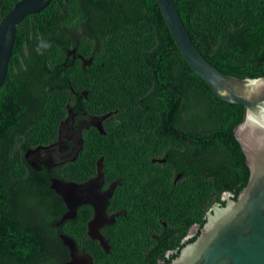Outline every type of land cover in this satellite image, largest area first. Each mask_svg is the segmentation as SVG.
<instances>
[{
    "label": "trees",
    "instance_id": "16d2710c",
    "mask_svg": "<svg viewBox=\"0 0 264 264\" xmlns=\"http://www.w3.org/2000/svg\"><path fill=\"white\" fill-rule=\"evenodd\" d=\"M19 1L0 0V22ZM173 1L211 64L242 79L264 76V0ZM72 48L92 64H71ZM70 109L113 115L107 134L86 133L77 160L55 176L86 182L104 157L107 181L124 182L140 154L145 161L166 156L167 167L183 174L177 185L172 168L168 177L153 178L146 200L140 198L146 205L131 206L107 228L109 253L87 235L92 209L82 206L52 234L51 255L46 231L61 220L65 203L50 188V175L24 160L28 149L56 140ZM243 114L242 105L218 99L190 68L156 0H53L20 24L0 90V264L68 262L60 233L94 264H170L198 238L209 211L227 204L222 194L236 200L247 185L249 169L233 133ZM116 166L121 170L114 173ZM194 225L198 234L183 245ZM170 251L176 252L167 257Z\"/></svg>",
    "mask_w": 264,
    "mask_h": 264
},
{
    "label": "water",
    "instance_id": "95a60500",
    "mask_svg": "<svg viewBox=\"0 0 264 264\" xmlns=\"http://www.w3.org/2000/svg\"><path fill=\"white\" fill-rule=\"evenodd\" d=\"M52 1L20 0L1 20L0 90L8 75L20 24L28 16L41 13ZM156 1L180 53L194 73L212 88L218 99L244 107L243 119L234 128L233 133L249 169L247 185L240 191L237 199L230 198L225 206H214L208 213L198 238L185 245L170 264H264V76L242 79L222 73L204 57L193 42L175 2ZM91 64L92 59L84 60L83 68ZM111 115L109 113L101 117L102 119L94 124L102 134H105L103 121ZM73 116L70 109L68 118L60 125V130L71 124ZM63 140L65 138L60 134V141ZM60 141L54 145L28 149L24 159L38 170L39 163L35 164L32 158L52 155L50 159L53 166L75 160L82 149L81 135H77L79 144L72 152L61 153ZM103 161L101 158L97 162V174L92 179L77 183L55 178L50 188L62 198L67 207L60 223L76 219L78 209L84 205L94 208L95 215L88 226L89 236L97 240L100 247L109 253L110 245L101 234V228L115 222V216L108 217L107 206L116 184L106 192L102 191L105 181ZM61 238L71 254V260L65 264H94L90 255L79 252L72 238L64 234Z\"/></svg>",
    "mask_w": 264,
    "mask_h": 264
},
{
    "label": "flooded vegetation",
    "instance_id": "af4514ba",
    "mask_svg": "<svg viewBox=\"0 0 264 264\" xmlns=\"http://www.w3.org/2000/svg\"><path fill=\"white\" fill-rule=\"evenodd\" d=\"M73 51H75V52L72 53ZM89 59H91V57L82 56L81 54H79L77 52L76 48H72L71 50L68 51V59L67 60L71 61V64L79 63L83 68L84 60H89ZM92 62H93V59H92ZM83 69H85V68H83ZM52 74H53V71H52ZM85 95H87V94H85ZM73 114H74V116H73V121L71 122V124H68L67 127L62 128L61 130H60V126H59L57 138H56V140L53 141L52 144H50V145H54V144L58 143L60 141V134H61L65 138V140L60 141L61 146H60L59 150L61 151V153L72 152L73 148H75L79 144L77 141V135H79V136L81 135V137L83 138V144H82V149H83L84 138H85L86 133H88L90 131L92 133H94V131L96 130L100 134H102L94 126V124L97 123L99 120H101L102 119L101 117H103L109 113H106V114L101 115V116L87 114V112H84L82 114L73 112ZM112 115L103 121V127H104L105 134H102V135L107 134V129H106L107 121L112 117ZM67 118H68V116L62 121L63 124ZM110 126L111 125H109L108 127H110ZM66 130H67V132H66ZM174 133H175L174 136H179V135L181 136L179 141H178V144H183L184 138L182 137V133L181 132H174ZM50 145H47V146H50ZM182 146H183L184 152L189 149V148L185 147V145H182ZM31 149L33 150L35 148H31ZM81 150L79 151L78 156H79ZM51 156L52 155H45V156H42V157H39L36 159L32 158V160L35 164L39 163V166H38L40 168L39 170L35 169L33 166H31L25 159L24 160L27 163L28 167H30L31 169H33L35 171L43 172V173L46 172L48 175H50V179L52 181L55 178L59 179V177L55 176L54 173L57 172L56 169H58V167L61 165L53 166L51 164V162H52L50 159ZM78 156H77V158H78ZM77 158L73 161H76ZM101 158H103V160H104V157H100L96 161V172H97V162ZM166 158H167L166 156H161L160 158H152L151 160L145 161L144 160V154H140L139 158L134 161V168L136 167L135 172L125 173L124 177L125 176L129 177V180L128 179L124 180V182L120 178H117L115 180H111L110 182H108L107 177H106V172H104L105 181H104V185L102 187V191L106 192L113 184H116L114 193H113L112 197L109 199V203L107 206V215H108V217H114L115 216V222L113 224H107L101 228V234L105 237V239L108 242H109V240L106 238V235H105L108 227L114 226L116 224L118 225L119 223H117V222H118V220H120V217H126L128 214V211L131 209V206H133L136 209H141L143 206L146 205V204H142L143 202L140 198H142L144 201L146 200V195L150 192V190L152 188L154 177H157V176L159 177L160 175H162V176L166 175V177H168L169 176L168 169L172 168V170H173L172 174L173 175L171 176L172 178L170 179L172 185L179 184V182L183 179L182 172L177 173L176 167L174 166V164L171 163L170 164L171 167L170 168L167 167L168 164H167ZM73 161H66L64 164H66L68 162H73ZM45 162L47 165L45 164ZM64 164H62V165H64ZM103 164H104V161H103ZM120 170H121V167L116 166L114 168L113 172L117 173ZM96 174L93 177H95ZM93 177L89 178L88 180L92 179ZM60 179H62V178H60ZM231 195L232 194L229 192L223 193L221 196L222 200L228 201L230 198H232ZM84 206L85 207L86 206L91 207V209H92V216L89 219V221L87 222V235L89 236V227L88 226H89V223L94 218L95 210L91 205H84ZM65 207H66V205H65ZM66 212H67V207H66L65 213ZM62 224L63 223H60V220H58V221L53 220L50 222L49 231H46V232L50 233V240L52 241V243L50 245V247L52 249L51 255L53 254V238H54V236H52V234L54 235L55 233H57V230L61 227ZM163 225L166 226V223H163ZM118 232H119L118 235L120 236V228H118ZM198 232H199V226L198 225H194L191 228H189L187 235L182 240V244L185 245L186 243H188V241L191 238H193L194 236H196L198 234ZM44 235L47 236L48 234L44 233ZM61 235H63V233H60V238H61ZM95 241H97V240H95ZM77 248H78V246H77ZM79 252H80V250H79ZM175 252L176 251L168 252L167 257L171 256ZM70 260H71V256H70Z\"/></svg>",
    "mask_w": 264,
    "mask_h": 264
}]
</instances>
